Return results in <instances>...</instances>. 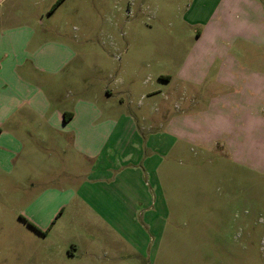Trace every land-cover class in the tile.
Returning <instances> with one entry per match:
<instances>
[{"label":"crops","instance_id":"crops-1","mask_svg":"<svg viewBox=\"0 0 264 264\" xmlns=\"http://www.w3.org/2000/svg\"><path fill=\"white\" fill-rule=\"evenodd\" d=\"M113 1L114 12L125 4L131 12L134 0ZM69 2L0 0V184L57 183L25 194L17 215L36 234L58 237L74 258L81 247H91L86 233L95 225L132 231L127 218L135 212L140 172L154 186L136 195L163 199L159 173L170 153L217 146L243 165L246 142L255 151L264 146V70L255 66L264 55V0H188L181 19L200 28L192 35L191 61L168 70L93 67L101 85L90 91L86 67H72L87 47L79 53L63 39L66 22L80 18L69 15ZM109 23L116 29L123 22L113 16ZM131 23L126 20V29ZM138 80L147 111L159 121L145 145L157 159L141 166V129L129 109ZM171 105L176 116L166 118ZM54 156L71 157L77 169L58 176ZM73 174L76 183L63 187Z\"/></svg>","mask_w":264,"mask_h":264},{"label":"rangeland","instance_id":"rangeland-1","mask_svg":"<svg viewBox=\"0 0 264 264\" xmlns=\"http://www.w3.org/2000/svg\"><path fill=\"white\" fill-rule=\"evenodd\" d=\"M187 2L134 0L130 13L126 4L116 13L113 0H70L69 15L80 18L66 22L68 36L63 39L79 53L87 47L85 55L80 54L72 66L86 67L87 91L101 85L93 79V67L168 70L191 61L192 35L200 28L182 21ZM113 16L123 22L116 29L109 23ZM126 20H133L128 29ZM110 38L116 41V48L110 45ZM260 60L255 66L264 70V55ZM139 82L133 86L129 109L141 129L136 137L141 166L147 158L157 159L145 145L157 132L159 121L147 111L148 100L141 98L144 87ZM124 101L127 106L126 97ZM174 111L171 105L164 116L174 117ZM254 148L246 142L243 165L233 162L231 153H222L217 146L212 151L184 147L180 155L170 153L159 173L163 199L136 195L145 190L149 194L154 186L151 177L140 172L133 198L135 212L127 218L132 231L105 232L95 225L86 233L91 247H81L74 258L63 252L58 237L36 234L20 223L17 215L27 202L25 194L57 183L49 185L48 178L36 179L38 183H27L19 189L13 184H0V264H264V146L256 151ZM53 160L58 176L77 169L71 157L60 161L54 156ZM73 176L62 186H73Z\"/></svg>","mask_w":264,"mask_h":264},{"label":"trees","instance_id":"trees-1","mask_svg":"<svg viewBox=\"0 0 264 264\" xmlns=\"http://www.w3.org/2000/svg\"><path fill=\"white\" fill-rule=\"evenodd\" d=\"M66 116H70V114H68V115L65 114V117H66ZM65 119H66V118H65Z\"/></svg>","mask_w":264,"mask_h":264}]
</instances>
